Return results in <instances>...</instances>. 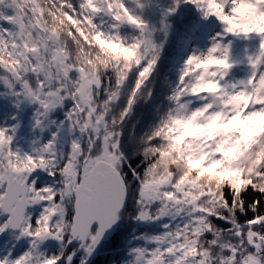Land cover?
I'll list each match as a JSON object with an SVG mask.
<instances>
[{"label":"snow or ice","instance_id":"snow-or-ice-1","mask_svg":"<svg viewBox=\"0 0 264 264\" xmlns=\"http://www.w3.org/2000/svg\"><path fill=\"white\" fill-rule=\"evenodd\" d=\"M184 5L220 30L174 84L163 76L168 91L138 131ZM149 7L0 0V96L38 105L35 127L56 129L22 152L18 125L0 126V264H92L105 241L127 248L119 264H264V0H170L158 27Z\"/></svg>","mask_w":264,"mask_h":264},{"label":"trees","instance_id":"trees-1","mask_svg":"<svg viewBox=\"0 0 264 264\" xmlns=\"http://www.w3.org/2000/svg\"><path fill=\"white\" fill-rule=\"evenodd\" d=\"M170 0H151V7L144 13L145 18L155 26H159V21L163 14V10L169 5ZM170 22L173 25V30L168 37L165 45V50L161 58L160 68L162 76L157 83L156 91L153 94L152 100L147 104H139L136 107L135 115L132 117L135 120L141 117L138 131L145 128L148 123L153 119V108L163 99V94L168 91V88L163 84V76L166 75L171 83H175L177 72L182 64V61L195 47L204 48L208 41L209 35L217 29L218 23L215 19L208 22H202L196 9L190 5L181 6L175 16L170 17ZM192 24H199V31L191 39L189 43L188 28ZM10 111V110H9ZM11 112V111H10ZM8 116V117H6ZM57 121L64 119V110L59 109L55 115ZM4 118H8L7 122H3ZM14 125L10 115L5 114V108L0 110V126L11 129ZM55 127L52 131H55ZM49 138V137H48ZM264 147V145H262ZM68 148V140H66L65 151ZM244 163L248 164L249 161L245 157ZM135 227L136 232L148 231L155 228L153 225H125L124 231L131 233V229ZM127 248L122 244L119 249L115 248L114 243H103L98 253L93 258L92 264H119V261L125 257Z\"/></svg>","mask_w":264,"mask_h":264},{"label":"rangeland","instance_id":"rangeland-1","mask_svg":"<svg viewBox=\"0 0 264 264\" xmlns=\"http://www.w3.org/2000/svg\"><path fill=\"white\" fill-rule=\"evenodd\" d=\"M217 23H218L217 29L212 31L209 37L213 35L215 31L220 30L219 22ZM245 43L246 42L239 40L234 41V52L237 58H239L242 55V49ZM246 71H247L246 67L241 65L234 70V75L237 78H242L245 76ZM15 101H16L15 97L0 96V110L5 108V114L11 116V120H13L14 125H18L16 132L14 134L13 147L21 149L22 152H30L32 147L36 146L33 143L34 141H36L38 144H42L51 138V133L54 126H52L49 122H45L47 126L45 127V130L41 132L39 128L35 127V113L38 109V105L31 104L25 101L21 103L19 108H17L15 106ZM58 111L59 109H57L52 114V118L55 119L54 115L58 113ZM13 117H15V119H13ZM7 121L8 118L3 119V122H7ZM46 133H48V137H49L47 140H45ZM66 140H69V136L67 134V131L65 130L64 132L61 133L59 140V147L62 148L63 150H65ZM152 225L155 226V228L148 230V232L159 231L158 225L155 224ZM134 243H139V241H135ZM22 247L23 246L18 247L17 252L21 251Z\"/></svg>","mask_w":264,"mask_h":264},{"label":"flooded vegetation","instance_id":"flooded-vegetation-1","mask_svg":"<svg viewBox=\"0 0 264 264\" xmlns=\"http://www.w3.org/2000/svg\"><path fill=\"white\" fill-rule=\"evenodd\" d=\"M47 139H48V133L45 134V140H47Z\"/></svg>","mask_w":264,"mask_h":264},{"label":"water","instance_id":"water-1","mask_svg":"<svg viewBox=\"0 0 264 264\" xmlns=\"http://www.w3.org/2000/svg\"><path fill=\"white\" fill-rule=\"evenodd\" d=\"M106 242H107V241H105L104 243H106ZM102 244H103V243H102ZM98 251H99V250H98ZM97 253H98V252H97ZM97 253H96V254H97Z\"/></svg>","mask_w":264,"mask_h":264}]
</instances>
